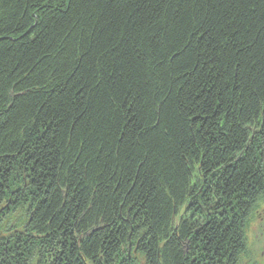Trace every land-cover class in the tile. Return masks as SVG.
Listing matches in <instances>:
<instances>
[{
  "label": "trees",
  "instance_id": "trees-1",
  "mask_svg": "<svg viewBox=\"0 0 264 264\" xmlns=\"http://www.w3.org/2000/svg\"><path fill=\"white\" fill-rule=\"evenodd\" d=\"M264 205V0H0V264H243Z\"/></svg>",
  "mask_w": 264,
  "mask_h": 264
},
{
  "label": "rangeland",
  "instance_id": "rangeland-1",
  "mask_svg": "<svg viewBox=\"0 0 264 264\" xmlns=\"http://www.w3.org/2000/svg\"><path fill=\"white\" fill-rule=\"evenodd\" d=\"M248 255L243 264H264V205L247 228Z\"/></svg>",
  "mask_w": 264,
  "mask_h": 264
}]
</instances>
